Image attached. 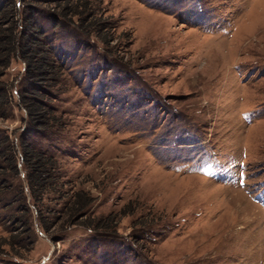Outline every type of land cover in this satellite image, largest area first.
I'll list each match as a JSON object with an SVG mask.
<instances>
[{
  "label": "rangeland",
  "instance_id": "rangeland-1",
  "mask_svg": "<svg viewBox=\"0 0 264 264\" xmlns=\"http://www.w3.org/2000/svg\"><path fill=\"white\" fill-rule=\"evenodd\" d=\"M10 4L54 70L0 76V264H264V0ZM22 140L55 163L37 204Z\"/></svg>",
  "mask_w": 264,
  "mask_h": 264
},
{
  "label": "trees",
  "instance_id": "trees-1",
  "mask_svg": "<svg viewBox=\"0 0 264 264\" xmlns=\"http://www.w3.org/2000/svg\"><path fill=\"white\" fill-rule=\"evenodd\" d=\"M20 11L21 17L18 19H16L17 12L14 4H10V9L7 11L10 12L9 14L0 12V76L8 67L12 57L17 56L24 64L28 81L34 86L42 83L53 72L52 56L51 52L39 42L42 33L34 20L35 9L29 7V5H22ZM74 15L77 16L78 14ZM3 21L6 22L5 27H3ZM36 89L31 94L37 95ZM34 100H23L22 106L29 123L33 125V129L39 131L47 125V121H45L47 110L36 98ZM20 149L21 166L25 170L28 193L34 203H40L43 195L51 190L50 188L52 187L49 182L55 165L54 160L36 151L23 140ZM9 165L11 166L10 169L16 173V161L14 158H12ZM80 200V194L73 195L71 204L73 206L77 205V209L82 210L89 204L90 199L84 198V200ZM73 215H70V218ZM37 218L40 220L39 223L41 222L40 227L44 231H48L40 211Z\"/></svg>",
  "mask_w": 264,
  "mask_h": 264
}]
</instances>
